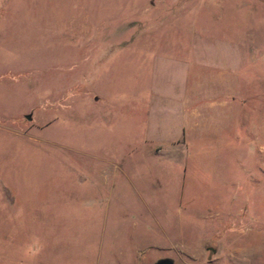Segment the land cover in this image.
Here are the masks:
<instances>
[{
  "label": "rangeland",
  "instance_id": "374dc122",
  "mask_svg": "<svg viewBox=\"0 0 264 264\" xmlns=\"http://www.w3.org/2000/svg\"><path fill=\"white\" fill-rule=\"evenodd\" d=\"M264 264V0H0V264Z\"/></svg>",
  "mask_w": 264,
  "mask_h": 264
},
{
  "label": "water",
  "instance_id": "95a60500",
  "mask_svg": "<svg viewBox=\"0 0 264 264\" xmlns=\"http://www.w3.org/2000/svg\"><path fill=\"white\" fill-rule=\"evenodd\" d=\"M154 264H173V263L169 259H162V260L155 262Z\"/></svg>",
  "mask_w": 264,
  "mask_h": 264
}]
</instances>
